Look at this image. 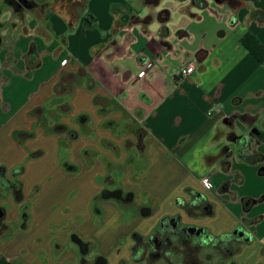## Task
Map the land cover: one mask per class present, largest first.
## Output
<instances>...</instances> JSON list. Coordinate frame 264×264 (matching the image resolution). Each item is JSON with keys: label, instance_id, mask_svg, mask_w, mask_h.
Returning a JSON list of instances; mask_svg holds the SVG:
<instances>
[{"label": "crops", "instance_id": "1", "mask_svg": "<svg viewBox=\"0 0 264 264\" xmlns=\"http://www.w3.org/2000/svg\"><path fill=\"white\" fill-rule=\"evenodd\" d=\"M26 1L33 6L14 10L0 0V167L9 180L11 168L24 167L22 201L10 195L5 217L11 209L14 217L4 223L15 228L22 207L28 213L26 230L0 238V264H95L72 237L97 256L111 227L142 217L145 205L153 219L141 235L175 215L215 236L241 228L252 241L232 259L247 254L244 263L264 264V162L236 160L229 138L248 130L227 121L264 120V63L241 45L248 33L264 47V0ZM163 10L169 34L156 24ZM190 62L194 72L181 77ZM63 78L67 88L55 93ZM127 141L141 144L128 149ZM256 151L264 156V145ZM203 177L213 189L201 186ZM105 187L131 192L133 204L98 200L95 213ZM192 192L206 196L213 216H185L177 202ZM245 199L254 203L245 207Z\"/></svg>", "mask_w": 264, "mask_h": 264}, {"label": "trees", "instance_id": "2", "mask_svg": "<svg viewBox=\"0 0 264 264\" xmlns=\"http://www.w3.org/2000/svg\"><path fill=\"white\" fill-rule=\"evenodd\" d=\"M28 5L33 4L27 3ZM241 45L258 63H264V47L255 37L245 34L241 38ZM66 88V78H63L54 91L62 93ZM54 130L65 131L66 129L56 126ZM75 136L69 133L70 138ZM29 137H31L29 133L14 135L16 140ZM37 156L38 154H30L32 158ZM241 159L249 164H256L261 157L255 154ZM23 170V165L11 168L9 175L12 180H9L6 178L8 170L0 167V177H2L0 181L8 184V189H5L7 193L11 192V185L14 186L12 195L16 203L22 201V184L18 178ZM190 195L189 202L185 203L182 199L177 202V206L183 210L188 219L213 216L214 207L206 201L204 196L197 192H192ZM130 240L129 261H120L119 264H236L230 260L241 251L244 245L251 243L252 237L241 228L215 236L204 227L196 228L183 224L181 217L175 215L162 217L155 225L153 234L141 235L133 232Z\"/></svg>", "mask_w": 264, "mask_h": 264}, {"label": "flooded vegetation", "instance_id": "3", "mask_svg": "<svg viewBox=\"0 0 264 264\" xmlns=\"http://www.w3.org/2000/svg\"><path fill=\"white\" fill-rule=\"evenodd\" d=\"M53 4H55L57 7H64V8H71V7H77V6H81L84 2V0H51ZM217 2H220L222 0H216ZM223 1H226V0H223ZM222 1V2H223ZM27 3H30V2H27L26 0H19V2L15 3L13 1L9 2V5H11V7L14 9V10H22L23 8H30L31 6L33 5H28L27 6ZM229 123L231 122H235L237 121V123L239 125H241L242 127L243 126H246L247 128V133L245 134H242V135H239V136H231V138H229L230 142L233 144L234 146V152H235V157H236V160L239 161V162H244L246 164H249L245 161H242V157H250V156H253L255 154H259L261 159L258 163L256 164H260V163H263L264 162V156L257 152L256 151V148L261 146V145H264V120L262 121L261 125L259 127L257 126H254V118H249L247 117V115H240V114H237V115H233L232 117L229 118ZM248 152L247 154H244V152ZM261 171H264V168L261 169ZM7 178V176H6ZM2 179V177H0V180ZM8 179V178H7ZM12 180V178H11ZM213 186V185H212ZM8 184L6 183H2L0 181V191L2 193H7V189H8ZM228 187H229V183H225V184H222L220 186V189L223 190V192H228ZM6 189V190H5ZM213 189V188H212ZM13 190H14V186L11 185V199L13 200ZM106 194H109V198L107 199H104L102 196H101V193L104 192ZM7 193V194H9ZM199 194H201V196H204L206 201L208 203H210L208 201V199L206 198V196L200 192H198ZM10 196V195H9ZM98 198L100 200H113V201H116V202H119L121 204H126V205H130V204H133V194L131 192H128V191H123L121 188L117 187V188H113V189H109L108 187H105L101 190ZM129 198H131V200H128ZM184 200V199H183ZM191 200V195L188 194V199L187 200H184L185 203L186 202H189ZM244 203V206L247 207L249 205H251L252 203H254L253 200H250V199H245L243 201ZM211 204V203H210ZM149 209L147 208L146 206H142L140 209H139V214L141 215V210L142 209ZM202 208V207H201ZM182 210V209H181ZM183 211V210H182ZM184 213V212H183ZM192 213V212H191ZM150 214H151V211H150ZM23 215H27L25 213H21V222H23ZM150 216V215H149ZM27 217V216H26ZM148 217V216H147ZM4 219H5V216L4 218L0 219V238H3V234L8 230V225H6L4 223ZM198 219V218H196ZM200 219V218H199ZM184 224V223H183ZM187 226H190V227H200V226H196V225H191V224H185ZM13 227L11 226V231L13 232ZM133 233V232H132ZM131 233V234H132ZM138 233V232H137ZM154 233V228L150 231L149 234L147 235H150V234H153ZM12 234V233H11ZM130 234V235H131ZM194 234H196V232H194ZM130 238V237H129ZM80 241V240H79ZM75 242V241H74ZM131 242V240H130ZM80 243V242H79ZM75 244L78 246L79 248V251L80 253L82 254V257L84 255H86L89 251V246L87 244L86 246V250L84 248H80L79 245L75 242ZM131 245V244H130ZM129 249H130V246L128 248V258L126 261H129ZM16 258V257H15ZM14 258V259H15ZM99 258H103V257H100V256H97L95 257L94 259V263H96V261L99 259ZM104 259V258H103Z\"/></svg>", "mask_w": 264, "mask_h": 264}, {"label": "rangeland", "instance_id": "4", "mask_svg": "<svg viewBox=\"0 0 264 264\" xmlns=\"http://www.w3.org/2000/svg\"><path fill=\"white\" fill-rule=\"evenodd\" d=\"M6 1H7V4L9 5V2L11 0H6ZM6 17H7V14L6 15L2 14L1 21H5ZM105 104H106V107L113 108V105L108 104L107 102ZM233 130H235L236 133H238V134L243 131L240 129L238 130L235 125L233 127ZM135 144L138 145V147L140 146L139 142L138 143H132L131 141H127V142H125V148L128 147V149H129L130 146L135 145ZM105 182L108 183L109 179H107V181L105 180ZM9 195L10 194L2 193L0 191V207H3L5 210L8 206V202H9L8 200L10 197ZM98 200H100L98 197L95 198V201L93 204V211L97 214H98L97 208H99L97 205ZM145 206H147V205H145ZM134 210H136V207L134 208ZM20 213H25L27 215H25V216L23 215V220H22L23 222H21L20 225L16 226L14 229H15V231L18 230V231L22 232V231L26 230V228H27V221H28L27 207L26 206L22 207ZM13 217L14 216H13L12 209H11V211L8 210V213L6 214L5 218L6 219L11 218L12 219ZM152 219H153L152 216H148V217H140L139 216L136 218L132 217V218L128 219L126 222L124 221V225L120 228L119 231L114 230L115 229V228L113 229L114 226L111 227L112 228L111 232H112L113 236L111 237V239H107L103 242L102 246L100 247L99 254L97 256L103 257L106 261H108L107 264H117L119 258L124 259L121 261H126L127 255H128L127 251H128V243H129L128 241L130 240V238H129L130 233H132V231L139 232V233L145 232L147 229V226H149V223L151 222ZM97 220H98L97 221V227L101 229L103 226V222H101L102 221L101 219H97ZM49 227L51 228V231H54L56 227H57V230H56L57 232L61 231V227L58 226L57 224L49 225ZM14 229H13V232H14ZM105 229H106V232L109 230L108 228H105ZM105 229H103L102 231L99 232L101 234L100 236L103 235V231ZM13 232L11 231V225H10V227L8 226V230L3 234V238L9 237L11 233L13 234ZM115 232H117V233H115ZM27 247H31V246L29 245ZM11 249L16 250V248H14V247L13 248L11 247ZM95 249H97V248L95 247L94 249L90 250L86 255L83 256V258H84L83 260L86 261L85 263H89V261H91L92 258L95 259V257H97L94 254ZM29 250H30V252H32V251H34V248L29 249ZM16 253H18V252H16ZM19 253H20V251H19ZM8 257H11V256L8 255ZM30 257H28V258H30ZM246 257H247V254H244V255H242V258L240 257L237 260L234 258V259H231L230 261H234L237 264H246V263H244Z\"/></svg>", "mask_w": 264, "mask_h": 264}, {"label": "water", "instance_id": "5", "mask_svg": "<svg viewBox=\"0 0 264 264\" xmlns=\"http://www.w3.org/2000/svg\"><path fill=\"white\" fill-rule=\"evenodd\" d=\"M148 4H151L153 6H158L159 5V1L160 0H147ZM213 1L214 3H217L216 0H211ZM221 4V3H220ZM163 13H165V17H161L160 14L157 15V21H156V24L158 26V31H161V30H165L168 34L170 33V29L168 27V25L171 23V17H170V12L167 11V10H163L162 11ZM101 196L104 198V199H107L109 198V194H106L105 191L101 193ZM128 200H131V198H129ZM150 215V210L149 209H142L141 210V216L142 217H147ZM5 216V209L3 207H0V219L4 218ZM72 240L75 241L79 247L82 249L84 248L86 250V245L83 244L81 241H79L77 238L75 237H72ZM80 242V243H79ZM97 264H105V260L103 258H99L97 261H96Z\"/></svg>", "mask_w": 264, "mask_h": 264}, {"label": "built area", "instance_id": "6", "mask_svg": "<svg viewBox=\"0 0 264 264\" xmlns=\"http://www.w3.org/2000/svg\"><path fill=\"white\" fill-rule=\"evenodd\" d=\"M66 64V60H64L62 62V65ZM194 72V63H187L186 65H184L179 74L181 77L183 78H187L189 77L192 73ZM211 110H209L210 112ZM200 184L201 186L206 189V190H211L213 188L212 183L210 182L208 177H203L200 179ZM15 257H9V259H14Z\"/></svg>", "mask_w": 264, "mask_h": 264}]
</instances>
